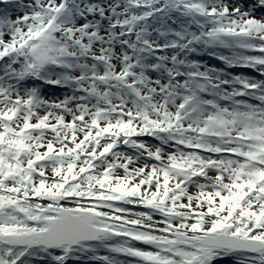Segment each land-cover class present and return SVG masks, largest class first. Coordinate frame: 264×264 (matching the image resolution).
Listing matches in <instances>:
<instances>
[{
	"label": "snow or ice",
	"instance_id": "obj_1",
	"mask_svg": "<svg viewBox=\"0 0 264 264\" xmlns=\"http://www.w3.org/2000/svg\"><path fill=\"white\" fill-rule=\"evenodd\" d=\"M0 4V264H264V0Z\"/></svg>",
	"mask_w": 264,
	"mask_h": 264
},
{
	"label": "rangeland",
	"instance_id": "obj_2",
	"mask_svg": "<svg viewBox=\"0 0 264 264\" xmlns=\"http://www.w3.org/2000/svg\"><path fill=\"white\" fill-rule=\"evenodd\" d=\"M3 7H4V5L0 4V9H2ZM15 14L16 13H13V16H15ZM193 58L199 59L201 62H203L205 64H208V65H215L216 67H223L221 62H219L218 60H214L211 57H209V56H207L206 54H203V53L194 55ZM231 71L235 72V73H243V74H246V75H249V76H258L257 73L253 72L250 69H245V68H235V69H231ZM44 92L48 96H60V95H62V90L53 88L52 86H46L44 88ZM137 210H142V209H137ZM228 260H230V257L225 258V261H228Z\"/></svg>",
	"mask_w": 264,
	"mask_h": 264
},
{
	"label": "trees",
	"instance_id": "obj_3",
	"mask_svg": "<svg viewBox=\"0 0 264 264\" xmlns=\"http://www.w3.org/2000/svg\"><path fill=\"white\" fill-rule=\"evenodd\" d=\"M231 259H232V260H231ZM233 262H234V258L230 257V260H228V261H225V260H224V261L222 262V264H233ZM68 264H76V262L70 260V261L68 262Z\"/></svg>",
	"mask_w": 264,
	"mask_h": 264
}]
</instances>
